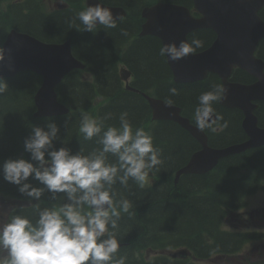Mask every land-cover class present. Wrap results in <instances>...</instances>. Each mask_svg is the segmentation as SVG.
<instances>
[{
	"label": "trees",
	"instance_id": "obj_1",
	"mask_svg": "<svg viewBox=\"0 0 264 264\" xmlns=\"http://www.w3.org/2000/svg\"><path fill=\"white\" fill-rule=\"evenodd\" d=\"M64 1L69 4L68 8L48 12L41 0H0V47L10 29L47 43L71 41L72 53L85 69L69 73L56 88L58 101L69 113L49 118L60 127V138L73 153L82 148L87 154L99 147L95 139L85 141L78 132L82 112L94 117L112 113L113 119L105 124L118 127L119 114L126 111L133 128L143 127L153 137L154 146L160 149L163 164L158 171L149 174L143 187L131 180L127 188L115 186L133 203L129 213L121 214L119 238L122 247L118 255L127 257L126 264H192L166 257L145 261L144 257L146 251L178 248L190 250L199 260L239 252L256 236L249 232H227L223 224L230 211L245 207L249 195L264 192V146L224 158L207 174L183 175L175 183L176 171L200 148L199 144L172 122H152L147 101L125 90L119 77L118 66L123 63L132 73L133 88L163 101L171 99L172 105L179 107L181 114L195 124L193 113L199 95L220 84L219 79L209 75L201 82L174 83L165 57L159 55L160 41L151 36H138L143 22L140 11L144 6L160 1L190 8L192 0H101L108 6L123 8L127 16L117 21L116 28L99 25L93 33L84 32L76 19V14L85 10L83 1ZM261 18L264 20V12ZM121 30L128 35L123 36ZM193 38L204 42L203 47L197 49L201 51L212 43L214 34L210 30H198L188 36V41ZM258 55L264 60V40ZM4 80L8 89L0 94V160L28 159L24 139L31 134L32 126L46 127L48 122V118L34 117L33 97L41 85V78L24 72ZM231 81L250 83L252 78L235 71ZM171 88H176L178 95L172 96ZM213 107L223 115L228 127H222L221 121L220 133L205 129L208 144L223 148L243 142L245 136L238 125L241 113L222 108L219 103ZM255 114L258 125L264 128V102L258 103ZM56 146L61 145L58 142ZM0 197L24 202L26 205L14 209L34 215L17 187L3 181L2 176ZM42 201V207L53 203L47 193Z\"/></svg>",
	"mask_w": 264,
	"mask_h": 264
},
{
	"label": "clouds",
	"instance_id": "obj_2",
	"mask_svg": "<svg viewBox=\"0 0 264 264\" xmlns=\"http://www.w3.org/2000/svg\"><path fill=\"white\" fill-rule=\"evenodd\" d=\"M76 19L89 33L98 24L117 27L112 11L102 7L100 0L78 12ZM121 34L128 35L125 30ZM203 44L198 38L164 44L159 55L175 62L194 54ZM4 60L5 50L0 47V62ZM7 89V82L0 77V94ZM169 91L178 95L176 88ZM225 95L220 84L199 95L193 113L199 130L216 131L214 126L221 121L222 127H228L213 107ZM165 102L169 106L173 103L171 99ZM111 119L112 113L103 117L81 113L78 132L85 141L95 139L99 145L87 154L82 148L73 153L64 146L60 127L48 118L46 127L32 126L23 141L28 159L0 160L3 181L16 186L34 210L32 216L15 209L0 212V264H126L127 257L118 255L119 221L133 203L115 186L127 188L131 180L143 187L163 160L153 137L143 127L134 129L128 112L119 114L118 127L105 124ZM46 193L53 203L42 207Z\"/></svg>",
	"mask_w": 264,
	"mask_h": 264
},
{
	"label": "water",
	"instance_id": "obj_3",
	"mask_svg": "<svg viewBox=\"0 0 264 264\" xmlns=\"http://www.w3.org/2000/svg\"><path fill=\"white\" fill-rule=\"evenodd\" d=\"M194 9L201 14L193 18L189 9L174 4L156 3L141 11L144 23L139 36H152L160 40L161 46L179 44L199 29H210L215 40L206 50L191 54L178 61H167L175 83H193L203 80L207 74H215L226 89L220 105L238 109L243 113L242 129L247 136L245 142L222 149H213L207 144L205 134L180 116V109L167 105L159 99L145 94L152 111V119L171 121L187 131L201 146L187 164L175 175V182L181 175H204L220 160L264 145V129L257 126L254 115L256 101H264V62L254 58L256 46L264 34V25L258 12L264 0H192ZM97 0H86V8L94 6ZM102 7L112 11L116 21L126 16L120 7ZM59 8L63 6L59 5ZM2 47L5 60L0 62V77L13 78L21 72H32L42 79L33 100L36 108L34 117L49 118L63 116L68 109L58 102L56 87L72 70H82L84 65L71 52L70 40L63 43H44L24 34L10 31ZM233 67L247 72L256 79L252 85L230 83L228 78ZM130 74L122 70L121 78L127 82ZM126 88L134 91L126 84ZM187 251L169 253L171 258L186 257Z\"/></svg>",
	"mask_w": 264,
	"mask_h": 264
},
{
	"label": "rangeland",
	"instance_id": "obj_4",
	"mask_svg": "<svg viewBox=\"0 0 264 264\" xmlns=\"http://www.w3.org/2000/svg\"><path fill=\"white\" fill-rule=\"evenodd\" d=\"M44 7L46 8L45 11L48 9L47 1H44ZM14 206L12 199H6L2 198L0 199V212L7 213L9 211V208ZM264 210V193L259 192L255 195H251L247 197V205L243 210H240V212L236 215L229 216L227 221L224 223L223 228L225 229H245V226L251 223L252 220L251 213H253L254 210ZM259 228H261L259 226ZM245 231H249V228H247ZM254 245L250 244L246 248L243 249L241 252V258H232V259H226V258H219L216 259L214 256L210 259V261L206 262L207 264H245L246 261H249L252 258V247ZM155 256V253H147L145 255L146 260H150Z\"/></svg>",
	"mask_w": 264,
	"mask_h": 264
},
{
	"label": "flooded vegetation",
	"instance_id": "obj_5",
	"mask_svg": "<svg viewBox=\"0 0 264 264\" xmlns=\"http://www.w3.org/2000/svg\"><path fill=\"white\" fill-rule=\"evenodd\" d=\"M49 4H51V2H49ZM216 131H218V129H216ZM251 225L253 228V232L257 233L260 236L264 237V210H254L253 213H251ZM259 226L261 228H259ZM236 230V229H235ZM240 230V229H239ZM258 231H260V233H258ZM253 243L251 244H256L258 242H263L264 243V239H258V240H254L252 241ZM252 258L249 260V262H252V264H264V244H256L252 247ZM239 256H237L236 258H241ZM225 258V257H222Z\"/></svg>",
	"mask_w": 264,
	"mask_h": 264
},
{
	"label": "bare ground",
	"instance_id": "obj_6",
	"mask_svg": "<svg viewBox=\"0 0 264 264\" xmlns=\"http://www.w3.org/2000/svg\"><path fill=\"white\" fill-rule=\"evenodd\" d=\"M97 26H99V24L97 25ZM130 74V73H129ZM177 107V106H176ZM179 108V107H178Z\"/></svg>",
	"mask_w": 264,
	"mask_h": 264
}]
</instances>
